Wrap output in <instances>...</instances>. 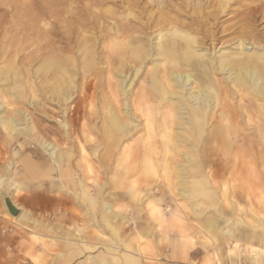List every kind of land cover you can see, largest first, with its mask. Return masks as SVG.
I'll return each mask as SVG.
<instances>
[{
	"label": "rangeland",
	"instance_id": "rangeland-1",
	"mask_svg": "<svg viewBox=\"0 0 264 264\" xmlns=\"http://www.w3.org/2000/svg\"><path fill=\"white\" fill-rule=\"evenodd\" d=\"M255 6L264 12V0H0V114L27 127L0 123V173L19 149L49 169L31 177L21 162L13 165L28 186L15 198L35 221H17L0 201V264H264V96L216 72L221 86L208 78L210 115L200 135L187 90L172 75L195 76L178 58L179 44L208 30L222 40L213 49L203 39L193 49L205 54L201 63L238 53L264 60V37L238 42L243 28L264 36L263 13L256 26L247 18ZM218 10L219 20L208 14ZM33 21L39 42L63 50L59 95L43 91L42 55L31 61ZM176 91L187 106L184 124L181 102L168 99ZM78 101L87 111L75 129L69 114ZM123 123L126 136L105 137ZM43 141L58 146L57 159ZM48 184L58 186L49 198L33 197ZM89 198H96L90 212ZM229 222L239 242L225 235Z\"/></svg>",
	"mask_w": 264,
	"mask_h": 264
},
{
	"label": "bare ground",
	"instance_id": "bare-ground-1",
	"mask_svg": "<svg viewBox=\"0 0 264 264\" xmlns=\"http://www.w3.org/2000/svg\"><path fill=\"white\" fill-rule=\"evenodd\" d=\"M206 1L208 2L209 0H206ZM239 2H240V0H239ZM260 3L261 2H259V4ZM258 11H261V13H263V16H264V12H263V10L260 9V6L253 7L251 9V11L247 14V18L251 21V23H254V25H255V22H257L256 14L258 13ZM220 13H221V11L218 10L215 13L213 12V13H208V14L216 16V19L218 18V20H219V14ZM201 19L198 18L197 21H200V23H205L204 20H201ZM218 23H220V21H218ZM218 23H217V25H218ZM183 29L189 30V27H183ZM257 29L253 28L254 32L252 31V28L251 29L250 28H243V29L239 30L241 32V36L238 40L239 45L241 47H243V45L246 41H248V40L251 41L252 39L263 40L264 36L259 37L258 34H260V33L258 32ZM51 32H53V31H51ZM48 33H50V32H48ZM39 34H41L40 28L37 26L36 22H34V21L31 22V33H30L31 61L32 62L37 61V58L39 57V55H42V57H43L42 59H43L44 64H45V68H44V70L41 74V77H40L42 84H43L42 85L43 91L46 92L47 94L52 93L53 95H55V94L59 95L58 92L59 93L63 92V90L66 87V85L64 83V79H63V74H62V67H63L64 62H65L63 50L53 49L52 51H50V47L53 45H50V43H49L50 41L47 42V40L39 42L40 41L39 38L36 39L39 36ZM57 34H58V32H57ZM40 37H41V35H40ZM203 39H212V43L210 45L213 47V49H215V47H216L215 41H218V42L221 41L222 36L218 37L214 32L211 33V31L208 30V31L204 32L202 36L193 35L192 38H190L189 40H187L183 43H180L179 46L182 47L183 50L179 54L178 58L182 59L183 61H185V63L188 64L189 69L194 71L195 76H193L192 74H189V73H185V74L184 73H174V72L172 73L173 78L177 81L179 86L187 90L186 94L188 95V98L192 101L191 103L193 104L192 106L194 108L193 114H192L193 123L195 124L196 131L200 135L203 134V131H202L203 127H204L203 120L205 118L209 117V115H210V111H209L210 110V104L209 103H210L211 96L207 94L204 87L210 85L209 79H211L213 82H215L216 86L218 84H220V86H221V81L218 80L219 81L218 82L217 79L215 80L216 72L220 71V72H223L224 74H227L228 76L226 78L228 79V82H231L233 85L242 86L243 88H249L250 92H254L253 95H255V93L256 94L259 93L260 97L264 96V80H263V77L261 76L262 75L261 71L264 70V60H262V59L256 60L254 58L243 57L241 53H238L235 56L230 57L229 60H222V61L216 62V60L212 57V61L211 60H209V61L205 60L206 62L201 63L200 61L202 59L204 60V58H202V57L205 54H196L193 52V49L195 47H198L199 44L205 43V41H207V40L203 41ZM54 46H53V48H55ZM193 59H195V60L191 64H189V62ZM198 71H201L202 74L198 73ZM33 85L35 86V83H33ZM34 86H33V88H34ZM222 89L224 90V86H222ZM79 90L81 91V93H80V97L82 99L81 102H83L87 95L81 89H79ZM190 90H192V91H190ZM147 91L148 90L144 91V89H143L141 92L137 93L136 96L144 95V93H146ZM167 93L170 95L168 99L171 102H173V100L175 98H177V100L181 102V111H180L179 119L184 124L185 122L183 121V119L186 118V116H185L186 112H184L183 109L187 108L186 103H185V98L178 91L173 92V93H170V92H167ZM171 96H173V99ZM81 102L78 101L77 105L70 108L69 117H70V120L73 124V127H75V129L77 127V124H78L80 117L85 116L86 111H87V110L83 109V107H81V105H82ZM174 102H175V100H174ZM0 110H1V106H0ZM82 112H84V115L82 114ZM0 123L3 124L6 128L12 127V131L13 130L25 131L27 129V127L23 123L19 122L14 116H8L7 117V116L0 114ZM125 125H128V124L123 123L121 129L119 128L117 130H109L107 133L104 132L105 137L109 138V136H110L112 138H120V137L126 136L127 134H124V133H126L125 129L127 126L125 127ZM106 126H107V124H106ZM181 130H183V129H181ZM181 132H184V131H181ZM202 139H203V137H202ZM108 142H111V141H108ZM108 142L106 144H107V147L109 149L111 147V144ZM40 146L53 159H57L58 146L54 145L53 143H51L49 141L41 142ZM207 146H205V147H207ZM180 147H181V145H180ZM186 159L189 160L190 162H192L194 160L193 155L191 153H188V152H186ZM10 167H11V162H8L6 165V171L4 173H0V198L3 200L4 205H5L8 213H10V212L8 210L7 203H6L7 198H10L11 201L13 202V204L19 209V213L17 215H11V216H13V218H15L18 221L24 220V219L26 220V219L31 218V216H30L31 214L26 210L23 211L22 208L19 207L14 202L13 197H12L13 189L14 188L16 189L18 184L14 183V186H13L12 184L7 183V180L9 179L8 170ZM179 170H180V173H179L180 186L179 187H181L183 195H188V192L186 190L187 187L185 186L186 185V177L183 175V173H185L186 169L185 168H179ZM197 183H199V186H198L199 188L201 187L200 185L203 184L202 181H197ZM204 187H206V186H204ZM199 188H197V191H200ZM195 209H196V213H198L199 207H196ZM105 211L106 212H112L111 205L109 203L105 204ZM234 226H237L236 222H229L227 224L225 231H224L225 235H227L229 237H234L235 232H236L235 229L237 228V227L235 228ZM210 228L213 231V230L219 228V225H217V223H214V224H212V226H210ZM77 240H81V239L78 238ZM240 248H242V247L240 246ZM253 255H255V253ZM231 259H232V257H231ZM104 261H106V260H104ZM105 264H107V263H105Z\"/></svg>",
	"mask_w": 264,
	"mask_h": 264
},
{
	"label": "crops",
	"instance_id": "crops-1",
	"mask_svg": "<svg viewBox=\"0 0 264 264\" xmlns=\"http://www.w3.org/2000/svg\"><path fill=\"white\" fill-rule=\"evenodd\" d=\"M34 155H30L29 153H28V150H26V149H24V150H21V149H19V150H17V152L15 153V155H14V158L11 160V161H8V162H11V167L9 168V170H8V175H9V179L7 180V183L8 184H12L13 186H14V183H16V184H18V186H17V188L15 189H13V193H12V197H13V200H14V202L19 206V207H21L22 208V210L24 211V210H26V211H28L30 214H31V219H24V220H19V221H32V220H34L35 221V217H33V215H32V212L30 211V210H28V209H26L24 206H22V205H20L19 203H17V200H16V198H15V196L18 194V192H21L23 189H26L28 186L25 184V183H23L22 181H17L16 179H15V176H14V171H13V165L14 164H16L17 165V163L18 162H21L22 164H23V166H24V168H25V170L29 173V175L31 176V177H33L36 173L37 174H45L46 172V174L45 175H47L48 174V172H49V169L47 170V168H45L44 167V165L43 164H41V163H37L36 161H35V159H34V157H33ZM7 162V163H8ZM7 163L5 164V166H4V169H3V171H2V173H4L5 171H6V165H7ZM43 176V175H42ZM252 176V175H251ZM261 180H264V176H262V178H261ZM49 183H51V182H49ZM43 184H44V182L43 183H41L40 185H38V186H43ZM57 185L55 184V186L52 188L51 186H49V184L47 185V189L46 188H44V190L42 191V192H38L37 194H35V195H33V197L35 196V197H42V198H49V196L47 195V192H49V191H51V190H54V189H57ZM60 189H61V187H59ZM59 188H58V190H59ZM62 189H63V187H62ZM72 197L74 198L73 199V203L75 204V206H77V207H79V208H81L82 209V198H80L79 197V195H77V194H73L72 195ZM0 201H1V203H2V205H3V207H4V209H5V211L7 212V210H6V207H5V205H4V202H3V200L0 198ZM95 201H96V198H89V201H88V203L90 204L89 206L90 207H88L89 209V212L90 211H92V206L93 207H96V205H95ZM106 203H108V202H106ZM105 203V204H106ZM8 213V212H7ZM18 221V220H17ZM263 224V225H262ZM48 225V224H47ZM258 226H260V227H263V229H264V220H260V223H259V225ZM52 227V226H51ZM236 235V234H235ZM237 236V235H236ZM235 236V239L237 238L238 239V242H239V237H236ZM55 237H57L58 239L60 238L61 239V236L60 235H56ZM75 237H76V239H78V238H80L81 240H78L79 242H81L82 241V238H81V236H78V235H75ZM261 243V245H262V248L260 249L261 250V252H262V254L264 255V241H262V242H260Z\"/></svg>",
	"mask_w": 264,
	"mask_h": 264
},
{
	"label": "water",
	"instance_id": "water-1",
	"mask_svg": "<svg viewBox=\"0 0 264 264\" xmlns=\"http://www.w3.org/2000/svg\"><path fill=\"white\" fill-rule=\"evenodd\" d=\"M6 203L11 215H17L19 213V209L13 204L10 198H7Z\"/></svg>",
	"mask_w": 264,
	"mask_h": 264
}]
</instances>
